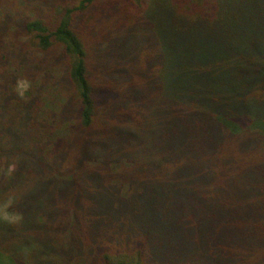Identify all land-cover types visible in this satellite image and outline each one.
<instances>
[{
	"label": "trees",
	"instance_id": "1",
	"mask_svg": "<svg viewBox=\"0 0 264 264\" xmlns=\"http://www.w3.org/2000/svg\"><path fill=\"white\" fill-rule=\"evenodd\" d=\"M0 209V264H264V0H0Z\"/></svg>",
	"mask_w": 264,
	"mask_h": 264
},
{
	"label": "rangeland",
	"instance_id": "2",
	"mask_svg": "<svg viewBox=\"0 0 264 264\" xmlns=\"http://www.w3.org/2000/svg\"><path fill=\"white\" fill-rule=\"evenodd\" d=\"M30 84H31V83L28 82L27 80H22V81H20L19 88H20L21 91H24L27 87L30 86ZM53 99H54V100H55V99H58V98H57V95L54 96ZM159 117H160V116H159ZM162 117H163V116H162ZM167 117H168V114H164V118L167 119ZM15 165H16L15 162H12V163H11L12 168H14ZM186 191H188V188H185V187H183V188H179V189H176V190H174V191H171L172 194H170V195H172V196H176V198H175L174 200H172V201H169V202H170V203H171V202H174V203H178V202H180L179 194H182V195H183L184 192H186ZM205 191H206V189L203 188V186H201V187L199 188V192H198V193H199V194H203ZM5 215H6V214L2 211V209H0V219H2L3 217H6ZM144 218H146V217H144ZM151 219L156 220L155 213L152 214ZM47 253H48V254L57 255L56 253H54V252L51 251V250H48Z\"/></svg>",
	"mask_w": 264,
	"mask_h": 264
}]
</instances>
